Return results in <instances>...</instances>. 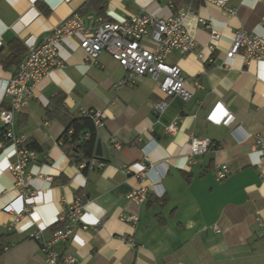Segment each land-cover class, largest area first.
Instances as JSON below:
<instances>
[{
	"label": "crops",
	"instance_id": "crops-1",
	"mask_svg": "<svg viewBox=\"0 0 264 264\" xmlns=\"http://www.w3.org/2000/svg\"><path fill=\"white\" fill-rule=\"evenodd\" d=\"M86 1L60 0L50 9L41 1L0 0V53L7 54L16 40L13 47L24 53L21 60L28 51L27 36L44 37L72 12L92 25L89 15L119 21L143 11L167 15L191 7L205 20L194 31L196 46L172 50L167 62L199 87L188 100L170 96L157 113L153 104L161 96L149 75L118 86L127 72L109 53L102 51L90 62L76 39H64L59 46L63 66L50 70L14 115V134L23 135L27 146L35 145L36 153L26 167V209L17 218L3 211L24 189L13 182L9 167L16 146L2 139L0 124V264H65L48 262L42 244L76 198L84 204L81 217L68 239L55 245L58 255L71 254L76 264H264V153L253 146L254 136L264 139V60L226 57L237 28L264 35V0H229L234 14L202 0H102L105 19L93 8L84 10ZM32 3L39 13L15 33L11 26ZM212 29L218 34L214 40ZM16 67L0 64V78L11 76ZM58 93L64 94L59 110L70 115L101 112L96 126L101 167L92 161L84 172L61 149L65 124L46 113L56 109ZM216 104L233 116L230 126L207 118ZM0 107H8L1 92ZM172 122L174 133L166 130ZM245 134L248 138L242 139ZM191 137L213 144L191 156ZM159 162L164 164L157 170L166 169L162 197L147 190L140 202L130 199L139 174ZM220 164L228 166L229 174L217 180ZM131 214L135 222L124 220ZM37 230L41 239L32 236Z\"/></svg>",
	"mask_w": 264,
	"mask_h": 264
},
{
	"label": "built area",
	"instance_id": "built-area-1",
	"mask_svg": "<svg viewBox=\"0 0 264 264\" xmlns=\"http://www.w3.org/2000/svg\"><path fill=\"white\" fill-rule=\"evenodd\" d=\"M45 2L53 9L60 0H37ZM224 8L228 13L234 14L235 10L228 7L229 0H202ZM170 6H173L170 3ZM39 11L34 4L23 14L11 27L15 33L25 28L29 20L36 16ZM88 19L94 24L87 25L83 17L72 12L49 30L42 38L37 39L29 35L24 39L28 49L26 55L20 60L15 72L8 78H0V92L2 97L8 99V107H0V124L2 126V139L5 142L15 144V159L10 164L9 170L15 185L21 186L22 190L11 203L3 207V211L11 212L16 218L26 209L24 199L29 193L28 174L26 167L36 157L35 150L26 145L23 135H15L14 115L20 112L33 96L34 88L50 70L63 66L59 56L60 43L66 38L77 40L78 46L83 50L86 60L93 62L102 51L122 66L126 72V78L118 82V86L133 84L135 78L142 75H149L155 81V89L158 90L161 99L153 104V109L161 113L168 104V98L172 95L188 100L199 87L196 80L188 81L181 68L176 64L167 62V57L172 50L187 52L196 46L194 31L198 23H205V20L198 17L191 7L179 10L174 14L155 15L147 11L130 14L119 21ZM218 37L216 30L212 29L210 38ZM240 55L243 62L251 60H264V35H258L243 28H237L233 33L232 42L226 51V57ZM216 104L211 109L207 118L218 123L230 126L233 116L228 111ZM82 113L92 118L94 125L101 123V112L98 110H82ZM166 130L174 133L177 130L175 122L166 126ZM236 128L231 132L234 133ZM87 135V133H86ZM242 138V137H241ZM248 138L245 134L242 139ZM238 139V140H242ZM190 155L194 156L205 152L213 142L208 138L191 137ZM253 146L264 153V139L259 136L253 137ZM144 149V146L142 147ZM96 165L101 167L103 162L94 159ZM84 162L81 167L84 166ZM163 162L150 164L139 174L140 184L133 188L128 197L140 202L146 196L147 190L162 197L164 189L160 180L165 170L159 172L157 167ZM229 174L226 164H220L215 172L217 180L224 179ZM83 202L76 198L69 206L66 213L61 215L60 221L67 216L68 221L60 228L52 232L49 240L42 244L46 260L50 263H57L59 255L55 250L58 242H65L73 231V224L81 217ZM15 218V220H16ZM124 220L135 222L137 216L134 214L124 216ZM218 231V228H214ZM42 230L35 231L32 236L42 238ZM65 264H76V259L71 254L61 258Z\"/></svg>",
	"mask_w": 264,
	"mask_h": 264
},
{
	"label": "trees",
	"instance_id": "trees-1",
	"mask_svg": "<svg viewBox=\"0 0 264 264\" xmlns=\"http://www.w3.org/2000/svg\"><path fill=\"white\" fill-rule=\"evenodd\" d=\"M104 7L105 4L102 2V0H87L82 8H84V10L93 8L102 15L103 19H105L106 17L104 16ZM15 41L16 40H12L10 43L9 52L7 54L2 55L0 53V64L5 68H8L12 65L18 66L20 58L24 54L21 49L13 47V43ZM58 94L61 97H59L57 100L56 109H47L46 113L48 116L58 117L64 122L65 129L62 136L60 137V147L71 161L76 162L78 165L84 162L85 164L81 167V169L86 172L94 159L102 162L98 156L94 155L97 141L96 126L94 125L92 118L83 114L82 112H76L70 115L68 110L65 108L62 109L63 111L59 110L62 106L64 94ZM28 147L35 148V145H29ZM67 221L68 218L66 216L63 221H57L50 227V229L54 231L55 229L62 227ZM1 251L2 249L0 248V253ZM61 258L62 255H59L60 261Z\"/></svg>",
	"mask_w": 264,
	"mask_h": 264
},
{
	"label": "water",
	"instance_id": "water-1",
	"mask_svg": "<svg viewBox=\"0 0 264 264\" xmlns=\"http://www.w3.org/2000/svg\"><path fill=\"white\" fill-rule=\"evenodd\" d=\"M95 154L97 156L101 155V146H100V143L98 142L97 145H96V148H95Z\"/></svg>",
	"mask_w": 264,
	"mask_h": 264
},
{
	"label": "clouds",
	"instance_id": "clouds-1",
	"mask_svg": "<svg viewBox=\"0 0 264 264\" xmlns=\"http://www.w3.org/2000/svg\"><path fill=\"white\" fill-rule=\"evenodd\" d=\"M37 0H33V2L35 3Z\"/></svg>",
	"mask_w": 264,
	"mask_h": 264
}]
</instances>
